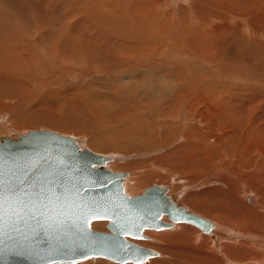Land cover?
<instances>
[{"label":"rangeland","instance_id":"obj_1","mask_svg":"<svg viewBox=\"0 0 264 264\" xmlns=\"http://www.w3.org/2000/svg\"><path fill=\"white\" fill-rule=\"evenodd\" d=\"M142 1L150 2L151 0ZM104 2L106 3L104 4ZM153 2L155 9L150 12L152 17L146 18L144 21H138L140 25H135L134 31H132L133 34H126L128 41L134 44L130 45L128 42L123 47L116 46V49L122 48L118 53L115 50H110L107 42L108 39L111 40L112 37L120 35L118 33L121 30L117 31L116 27L123 25L118 19H115V14L122 15L125 9H130L129 5H133V0H0V135L11 136L12 133L9 131L11 128L17 133H26L38 129L55 131L62 135L77 138L84 148L99 154L116 156L117 160L111 163L109 167L113 171L128 172L127 179L131 178L132 180L138 174L151 173L137 191H129V193L127 187L126 191L129 194L138 195L155 184L170 186V191H172L170 194L173 196L178 194L177 200L191 211L200 216L203 215L202 217L220 226L229 227L232 233H237V236L232 235L230 239L237 238L238 244H231L230 251L227 253L229 257L235 260V264H258L252 262L254 259L251 258H264V235L253 236L251 231L254 230V227H256V230L261 228L260 223H256L255 219L249 223L246 218L241 217L235 220L227 219L225 217L228 215L225 216V213H220L221 209L219 208L221 205H229L224 200V196L228 194V199L230 197V193L223 194L220 187L228 188L231 186L233 188L234 183L231 180L236 177L254 183L253 195L258 194L260 201L264 202V194L261 193L264 192V187L255 178L257 174L263 171L260 169V165L264 163V44H262L264 35L256 34L253 37L252 30L247 32L243 29V32L239 31L241 36L234 33L236 37L233 35L229 37L228 34H232V32L231 30L227 31L226 34H223V36L229 38L227 39L229 41L225 42L227 45L223 43V47H219L216 44H211V49H209L210 47H203V50H211L212 52H208L211 55L218 56L216 62L214 61L215 67L211 68L207 63L205 56L207 52L205 50L203 53H199L193 50L194 48H188L186 45L181 46L178 39L177 41L181 47L175 45L174 40L169 37L170 32H162V29L166 26L172 28L173 25H178L179 29L190 27L199 30L204 27L207 30H213L207 23L205 24L204 21L197 18L191 24H189L190 20L185 22V20L196 17L190 11L194 9L192 6L196 2L200 3L199 5H205V3L201 0H153ZM102 5L107 6L106 10H102ZM111 9L116 12L111 13ZM247 18H251V16L247 15ZM231 21L230 18L229 23ZM233 21L234 24L231 23V25H234L233 28L238 27L241 23L239 20ZM221 23L224 24L225 22ZM112 26L115 28L113 29ZM226 27L229 26L224 25L221 32H224L227 29ZM128 29L131 31V27ZM113 31H116L117 34H114ZM101 33L107 34L105 44L97 40V35L102 36ZM163 33L168 34L164 35ZM209 34L211 33H204L205 36ZM219 35L222 36L221 34L217 36L219 37ZM251 35L252 39L249 38ZM242 36L245 38L243 39ZM219 38L221 39V37ZM260 39H262V42L258 41ZM235 40H238L237 43ZM255 40L260 44L251 43ZM217 41V39L212 40L214 43H217ZM81 44L82 46H80ZM128 45L130 50L126 53L123 48ZM61 49H64L66 54L61 53L63 52ZM123 54H127V56ZM189 68L195 69L196 74L192 73L191 78L187 79L189 83H184L186 77L182 72ZM216 70L221 73L216 72ZM222 73H225L226 76ZM197 75L199 76L197 77ZM177 83H184V85L181 86V92L177 91L175 95L173 88ZM169 91L172 94L168 93ZM214 94L216 95L214 96ZM223 94L228 95L231 100L228 103H223L226 107L222 105L220 111L218 108L221 104H218L217 99H220ZM198 95L200 96L199 101L191 104ZM170 97H178L180 101L177 105L172 104L169 101ZM211 101L213 102L211 103ZM214 104L216 107L218 105L217 109ZM210 106L220 112L214 113ZM206 113L207 115L210 113L213 115L211 119L205 117L207 116ZM222 113L223 116H221ZM230 113L236 114V122L232 121L231 118L226 119V114L231 115ZM215 115L220 116V122L213 125L212 118ZM198 117L205 121L204 129L212 126V129L208 128L206 130L209 134L213 132L223 135L224 141L222 138L220 144H217V150H222V156L218 154L217 160L211 158L212 160L209 162L207 157H204L203 160L197 159L200 160L199 164L201 161L208 163L203 164L209 168L205 174L193 172L194 168L192 169V167H195V165L187 160H183L181 163L174 161L176 163L171 162V164L166 165L164 162L167 155L175 153L176 150L178 152L187 141L193 143L192 146L205 148L206 145L199 146L204 144L203 141H197L186 134L187 129L193 127L196 123L195 119ZM223 117H225V120ZM237 118L240 120L237 121ZM245 121L246 125H244ZM237 122L242 125V127H239L243 132H241L242 135L240 132L228 133L232 129L235 130L234 126ZM162 123L166 124V129L163 130L164 134L161 132L163 129ZM218 124L222 125L218 127ZM209 129L211 130L209 131ZM243 129L246 131L244 132ZM253 133L256 135V139L258 136V140L263 138V142L260 141L262 144L257 143L255 146L254 141L256 139L251 137ZM166 135L169 136L168 139ZM178 136L179 139H177ZM185 136L186 138L190 137V140L186 139ZM237 137L238 140H236ZM216 140L217 138L213 139V141ZM235 142H239L238 145ZM211 144L214 146L216 143L211 142ZM231 146L232 148H230ZM252 146H255L251 150L252 156H250L249 161H244L241 153L247 148L250 150ZM223 148H226L227 153ZM237 150L242 151L240 153ZM230 160L231 162H229ZM162 164L171 167L167 169V167L161 168L158 166ZM234 166L240 172L234 170ZM237 171L239 174L235 173ZM227 179L230 180L229 183ZM241 185L239 187H244V190L248 192L247 194H252L248 184ZM210 188H213V190ZM234 189L236 188L234 187ZM239 190L244 191L243 188H238L237 192ZM237 194L239 195H234V197L240 196L241 192ZM180 195L182 196L180 197ZM217 197H220L221 200ZM217 199L218 204L216 202L212 204ZM244 200L245 203L251 202L252 204V201L246 197ZM257 200V197L256 200L253 199L254 202H257ZM224 202L228 204H224ZM217 205L220 207L218 208ZM108 223L107 220L95 221L93 228L109 231ZM182 224L187 225V228H189L187 231L190 241H186V245L185 241L181 243L180 241H174L172 236L167 237V231L170 229L151 230L159 233L160 237L159 234L157 236L150 231L148 233L145 231L147 237L153 236V240L148 238L137 240V242L144 247L155 250L158 255L156 258H150L142 264H154L160 260L168 259L170 256L162 249L171 252L172 246L179 244L184 245V250H186L187 245L191 244V247L188 248L192 250L177 251L178 254L176 253L175 256H178V258L175 257V260H178V264H207L208 259V263L212 262L211 264H217V261L220 260L223 262L222 252L211 248L209 245L206 246L205 236L208 237L206 232L201 231L191 223ZM177 226L176 224L173 229ZM193 228H197L204 237L198 238V234L195 232L196 229ZM172 233L175 232L172 231ZM218 234H221L219 237L226 236L221 230ZM192 235L197 236L198 241L193 240ZM200 251H203L205 256L199 254ZM189 253L191 254L189 255ZM165 254L166 256H164ZM168 263L171 264V261ZM76 264L122 263L97 257ZM161 264H167V262L164 261Z\"/></svg>","mask_w":264,"mask_h":264},{"label":"water","instance_id":"obj_2","mask_svg":"<svg viewBox=\"0 0 264 264\" xmlns=\"http://www.w3.org/2000/svg\"><path fill=\"white\" fill-rule=\"evenodd\" d=\"M111 159L82 147L72 136L46 129L30 130L16 137L0 136V163L8 172L5 178H23L29 192L33 191V180H43L62 198L53 197L47 209L41 210L52 217L68 212L75 222V227L59 238L54 231H33L23 224L21 233L5 228L7 235L0 236V264H74L98 256L122 264H138L158 255L130 240L147 238L146 229L160 230L187 222L212 234L214 223L175 202L167 194L168 187L155 184L143 194H127V173L109 169L107 163ZM60 184L69 189L66 194L64 188L57 187ZM73 185L80 190L78 196ZM93 202L108 210L106 218L88 215L87 209ZM105 219L109 220V232L92 228L94 221Z\"/></svg>","mask_w":264,"mask_h":264},{"label":"bare ground","instance_id":"obj_3","mask_svg":"<svg viewBox=\"0 0 264 264\" xmlns=\"http://www.w3.org/2000/svg\"><path fill=\"white\" fill-rule=\"evenodd\" d=\"M104 1V0H103ZM118 1V0H117ZM202 2H204L205 3V5L204 4H201V5H199L197 2H196V4H194L192 7L194 8V9H192V10H190L191 11V13L192 14H194L196 17H192V18H190V19H188V20H185V22H188L189 20V24H191V23H193V22H195V20H196V18L198 19V20H202V21H204V23L206 24H208L209 26H210V28H212L213 30H211V29H209V30H207L206 28H204V27H201L199 30H196V29H192V28H183V29H179V27H178V25H173L172 26V28H167V26H166V28H163L162 29V32H170V34H169V37L171 38V39H173L174 40V42L173 43H175V45H179L180 46V44H179V42L177 41V39L180 41V43H181V46H184V45H186L188 48L190 47V48H194L193 50H196V51H198L199 53H203L204 52V50H203V47L204 48H209V49H211V44L212 45H217V46H219V47H223V43H225L226 41H229V40H227V39H229V38H226L225 36H223V34H226V32L227 31H229V30H231V32H232V34H228V36L229 37H232V35L234 36V37H236L235 35H234V33H238L239 34V31H242L243 32V29H245V31H250V30H252V33H253V37H254V35H256V34H259V35H264V0H201ZM75 2V1H74ZM115 2V1H114ZM168 2V1H167ZM106 2H104V4H105ZM158 3V2H157ZM159 3H161L162 4V2L161 1H159ZM174 4V3H173ZM154 2H153V0H151L150 2H146V1H142V0H133V5H129V7H130V9H125L123 12H122V15H119V14H115L116 15V18L115 19H118V21H120V23H122L123 25H120V26H117L116 27V30L118 31L119 29L121 30L118 34H120V35H117V36H115L114 38L112 37L111 38V40L110 39H108V42L107 43H109V49L110 50H115V51H117L118 53H120V51H121V49L122 48H120V49H116V46H119V47H123V46H125L128 42L130 43V45L132 44H134V43H131L130 41H128V38H126V34L127 35H130V34H133V32L132 31H134V28H135V25H140L139 23H138V21L140 22V20L142 21H144L146 18H151L152 17V15L150 14V12H151V10L152 9H155L154 8ZM169 5V4H168ZM171 5V4H170ZM184 6V5H183ZM188 6V5H187ZM126 7V6H125ZM181 7H182V5H181ZM101 8H102V10H106V8H107V6H105V5H102L101 6ZM185 8V7H184ZM183 8V9H184ZM113 9V8H112ZM110 10L111 11V13H113V12H116V11H114V10ZM124 9V8H123ZM52 11V10H51ZM155 12H157L156 10H155ZM154 12V13H155ZM225 12H227V13H225ZM120 13V12H119ZM146 15V16H145ZM240 15H242V16H240ZM247 15H249V16H251V18H247ZM253 15V16H252ZM114 18V17H113ZM184 18V17H183ZM232 19V21H231V23L232 24H234L233 22V20H239V21H241V23L239 24V26L238 27H235V28H233L234 27V25H231V23H229V19ZM114 19V20H115ZM120 19V20H119ZM36 20V19H35ZM75 20V19H74ZM184 20V19H183ZM221 22H225L224 24L223 23H221ZM238 22V21H237ZM105 23V22H104ZM72 24V23H71ZM237 24V23H236ZM34 25V24H33ZM224 25H228L229 27L226 29V30H224V32H221V28L222 29H224ZM31 26V25H30ZM42 27V26H41ZM54 27V26H53ZM113 27V26H112ZM129 27H131V31L128 29ZM152 27H154V26H152ZM207 27V26H206ZM15 28V27H14ZM115 27H113V29H114ZM155 28V27H154ZM207 28H209V27H207ZM42 29V28H41ZM149 29V28H148ZM112 30V29H111ZM125 30V31H124ZM152 30H154V29H152ZM207 30V31H206ZM211 30V31H210ZM23 31V30H22ZM177 31V32H176ZM178 31H182V32H178ZM27 32V31H26ZM31 32V31H30ZM86 32H88V31H86ZM95 32V31H94ZM101 32V31H100ZM112 32V31H111ZM158 32V31H157ZM205 32H207V33H211V34H209V35H207V36H205L204 35V33ZM217 32H219V33H217ZM83 33V32H82ZM107 33H109V34H112V33H110V32H107ZM113 33L114 34H117V32L115 31H113ZM155 33H156V31H155ZM88 34V33H87ZM102 34V36H98L97 35V37H98V42H100V43H102V44H105V42L107 41V34H103V33H101ZM164 35L165 34H168V33H163ZM218 34H221L222 36H220L219 35V37H221V39L217 36ZM243 34V33H242ZM248 34V33H247ZM26 35V34H25ZM36 35V34H35ZM84 35V34H83ZM240 36H241V33L239 34ZM250 35V34H249ZM109 36V35H108ZM143 36V35H142ZM227 36V37H228ZM57 37V36H56ZM79 37H80V35H79ZM151 37V36H150ZM149 37V38H150ZM243 37V36H242ZM247 37V36H246ZM252 37V35L249 37V38H251ZM252 37V38H253ZM92 38V37H91ZM138 38H139V36H138ZM137 38V39H138ZM245 37H243V39H244ZM248 38V39H249ZM251 38V39H252ZM256 38L258 39V37L256 36ZM260 38V37H259ZM147 39V38H146ZM215 40V39H217L218 41H217V43H214V42H212V40ZM255 39V38H254ZM23 40V39H22ZM56 40V39H55ZM55 40H54V42H55ZM239 40V39H238ZM238 40H235V42L237 43V41ZM246 41H248L247 39H245ZM262 39H260V40H258V41H261ZM25 41V40H24ZM93 41H94V39H93ZM150 41H151V38H150ZM34 42V41H33ZM56 42H57V40H56ZM55 42V43H56ZM59 42V41H58ZM133 42V41H132ZM167 42V41H166ZM249 42V41H248ZM257 43V40H255V41H252L251 43H253V44H255V43ZM262 42V41H261ZM96 44H97V42H95ZM244 43V42H243ZM52 44H54V43H52ZM84 44V43H83ZM143 44V43H142ZM226 44V43H225ZM238 44H239V42H238ZM238 44H237V46H238ZM258 44V43H257ZM257 44H256V46H257ZM259 44H260V42H259ZM258 44V45H259ZM262 44H264V42L262 43ZM98 45V44H97ZM227 45V44H226ZM242 45V44H241ZM80 46H82V44L80 45ZM102 46V45H101ZM105 46H107V45H105ZM141 46V45H140ZM180 46V47H181ZM225 46V45H224ZM248 46V45H247ZM264 46V45H263ZM54 47V46H53ZM112 47V48H111ZM129 45L127 46V47H125V48H123L124 49V52H128V50H130L129 49ZM135 47V46H134ZM239 47V46H238ZM249 47V46H248ZM114 48V49H113ZM142 48V47H141ZM202 48V49H201ZM263 48V47H262ZM261 48V49H262ZM43 49V48H42ZM58 49V48H57ZM83 49V48H82ZM103 49H105V48H103ZM135 49V48H134ZM138 49H139V46H138ZM209 49H207V50H205L206 52H207V54H206V52H205V56H206V59H207V63H208V65H209V67H211V68H213V66L215 65V62H216V60L218 59L217 57V55L216 56H213V55H211V53H208L209 51H211V50H209ZM245 49V48H244ZM264 49V48H263ZM62 50V49H61ZM133 50V49H132ZM55 51V50H54ZM63 52H61V53H64V54H66L64 51V49L62 50ZM109 51V50H108ZM140 51V50H139ZM217 51V50H216ZM220 51V50H219ZM240 51H241V49H240ZM58 53H59V51H57ZM107 52V51H106ZM212 52V51H211ZM250 52H251V50H250ZM132 53V52H131ZM110 54V53H109ZM133 54V53H132ZM131 54V56H133L134 57V55H132ZM135 54V53H134ZM56 55V54H55ZM123 55H126L127 56V54H123ZM201 55H203V54H201ZM60 56V58H61V54L59 55ZM202 57V56H201ZM219 57H221V56H219ZM8 58V57H7ZM26 58V57H25ZM28 58V57H27ZM131 58V57H130ZM135 58V57H134ZM134 58H132L133 60H134ZM59 59V58H58ZM31 60V59H30ZM215 61V62H214ZM35 62V61H34ZM40 63V62H39ZM47 63V62H46ZM212 63H214V64H212ZM124 66V65H123ZM215 67V66H214ZM120 68V67H119ZM195 68V67H194ZM196 69V68H195ZM195 69H186L184 72H182V74L184 75V77H186V81H183L184 83H186V82H188L187 81V79H189V78H191V74L192 73H194V74H196L195 72H196V70ZM216 69V68H215ZM124 70V69H123ZM21 72V71H20ZM153 72V71H152ZM216 72H218V73H221L220 71H218V70H216ZM154 73V72H153ZM30 74V73H29ZM223 74V73H222ZM231 74V73H230ZM180 75H181V73H180ZM224 76H226L225 75V73L223 74ZM199 75H197V77H198ZM14 77H16V76H14ZM175 77V76H174ZM17 78H19L20 79V77H18L17 76ZM176 78V77H175ZM226 78V77H225ZM18 79V80H19ZM22 79V78H21ZM198 79V78H197ZM16 80V79H15ZM17 80V81H18ZM195 80V79H194ZM202 80V79H201ZM191 81V80H190ZM196 81V80H195ZM194 81V82H195ZM192 82H193V80H192ZM192 82H191V84H192ZM184 83H181V84H179V83H177L175 86H174V88H173V91L175 90V95H176V92L177 91H180L181 92V86L183 87V85H184ZM189 83V82H188ZM15 84V83H14ZM194 84V83H193ZM20 85V84H19ZM193 87V86H192ZM23 88V87H22ZM212 88H214V87H212ZM187 89V88H186ZM215 90V89H214ZM167 91V90H166ZM179 92V94H181ZM183 92V91H182ZM168 93H170V94H172V92L171 91H169ZM203 93V92H202ZM184 94V93H183ZM206 94V93H205ZM186 95V94H185ZM216 94H214V96H215ZM231 95H232V93H231ZM4 96V95H3ZM182 96V95H181ZM188 96V95H187ZM222 97L221 98H223V96H224V98L223 99H217V101H218V104H221V105H219V107L220 108H218L220 111H221V108H222V105L223 106H225L223 103H228V102H230V100H231V98L228 96V95H225V94H223V95H221ZM179 97V96H178ZM178 97H170V102L172 103V104H178V102L180 101V99L178 98ZM183 97V96H182ZM185 97V96H184ZM193 97V96H192ZM195 97H197V96H195ZM229 97V98H228ZM2 98V97H1ZM186 98V97H185ZM199 98H200V96L198 95V97L191 103V104H195V103H197L198 101H199ZM216 98H217V96H216ZM184 99V98H183ZM182 99V100H183ZM191 99V98H190ZM27 100V99H26ZM204 100V99H203ZM187 101H189V100H187ZM187 101H184V102H187ZM2 102V101H1ZM213 101H211V103H212ZM203 103H204V101H203ZM215 103V102H214ZM182 105V104H181ZM199 105V104H198ZM236 105V104H235ZM173 106V105H172ZM211 106H212V104H211ZM210 106V107H211ZM9 107V106H8ZM190 107V106H189ZM195 107V106H194ZM214 107H216L215 106V104H214ZM217 107H218V105H217ZM217 107H216V109H217ZM226 107V106H225ZM225 107H223V108H225ZM232 107V106H231ZM193 108V107H192ZM233 108V107H232ZM95 109V108H94ZM211 109L212 110H214L212 107H211ZM231 109V108H230ZM209 110V109H208ZM207 110V111H208ZM219 110H214V113H216L217 111H219ZM205 111V110H204ZM219 111V112H220ZM228 111V110H227ZM232 111V110H231ZM234 112L236 111V110H233ZM241 111V110H240ZM244 111V110H243ZM206 112V111H205ZM242 112V111H241ZM108 113V112H107ZM229 113V112H228ZM244 113V112H243ZM97 114V113H96ZM225 114V113H224ZM231 115H227L226 114V119H228L229 120V118H231V120L232 121H234V122H236V114L235 113H230ZM241 114V113H240ZM203 115V114H202ZM206 115H207V113H206ZM239 115V113L237 114V116ZM211 116H213V115H211V113L210 114H208L207 116H205V117H208L209 119H211ZM221 116H223V113H222V115ZM196 118V117H195ZM207 118V119H208ZM224 118V120H225V117H223ZM203 119H206V118H203ZM208 119V120H209ZM196 120V123L193 125V127H191V129L190 128H188L187 129V131H186V134L188 135H190V137L192 136L195 140H197V141H203L204 142V144H201V145H199V146H202V145H206L205 146V148H203V149H201L200 147H197V146H192L193 145V143H191L190 141H187L185 144H183V146L180 148V150H178V152H177V150H176V152L175 153H172V154H169V155H167V157H166V160H165V164L166 165H169V163L171 164V162L173 163L174 161H176L177 163H181V161H185V160H187L188 162H192L193 163V165H195V167H192V169L194 168V170H192L193 172L195 171V173H198V172H200L201 174H205L206 172H208L207 170H209V168H207V167H205L203 164H208V163H203V161H201L200 162V164H199V161L202 159L203 160V158L204 157H207V160H208V162L210 161V160H212L211 158H213V160H217L216 158H217V155L219 154L220 156H222V154H221V151L222 150H217L218 148H217V144H220V142L222 141V138H223V135H220V134H218V133H211V134H209V132H207L206 130L208 129V128H211L212 126H208L207 127V129H204V127H203V125H204V123H205V121H203V120H201V118L200 117H198L197 119H195ZM194 120V121H195ZM208 120H206V121H208ZM228 120H226V121H228ZM238 120H240V119H238L237 118V121ZM27 122V121H26ZM210 122H211V120H210ZM210 122H209V124H210ZM220 122V116H218V115H215L213 118H212V124L213 125H216L217 123H219ZM233 122V123H234ZM216 123V124H215ZM232 123V124H233ZM242 123V122H241ZM236 124V123H235ZM222 124H218V127L219 126H221ZM244 125H246V121H245V123H244ZM157 127V126H156ZM162 127H163V129H162V133L164 134V129H166V124H164V123H162ZM235 127V130L233 131V129H232V131H228V133L229 132H232V133H239L240 132V134H241V132H242V130H241V128H239V127H242V125H240L238 122H237V124L234 126ZM244 127V126H243ZM161 128V127H160ZM213 128H215V127H213ZM212 129V128H211ZM211 129H209V131L211 130ZM218 129V128H217ZM221 129V128H220ZM191 130V131H190ZM225 130V129H224ZM244 130V132L246 131L245 129H243ZM9 131L12 133V137H16V136H18V134H20V133H17V131H15V130H13L12 128L11 129H9ZM213 131V130H212ZM193 132L195 133V135L193 136ZM13 133H16V134H13ZM231 133V134H232ZM243 133V132H242ZM185 134V135H186ZM252 134V133H251ZM62 135V134H61ZM233 135V134H232ZM242 135V134H241ZM1 136V135H0ZM67 136V135H66ZM167 137V139H168V135H166ZM180 136V135H179ZM179 136H178V138L177 139H179ZM231 136V135H230ZM234 136H235V134H234ZM181 137V136H180ZM189 137V138H190ZM251 137H252V139H256V135L253 133V135H251ZM75 138V137H74ZM185 138H186V136H185ZM188 138V137H187ZM186 138V139H187ZM188 138V139H189ZM217 138V140L216 141H213V139H216ZM231 138V137H230ZM236 138V137H235ZM247 138V137H246ZM258 138H259V136H258ZM258 138L256 139V141H254V144H255V146L257 145V143H261L262 144V142H263V140H262V142H260L261 140H258ZM78 142H79V144L81 145V143H80V141L77 139V138H75ZM226 139V138H225ZM233 139V138H232ZM239 138L237 137V139L236 140H238ZM248 139H249V137H248ZM247 139V140H248ZM190 140V139H189ZM246 140V141H247ZM258 140V141H257ZM223 141H224V138H223ZM229 142L231 141V140H228ZM241 141V140H240ZM243 141V140H242ZM211 142H213L215 145L213 146V144H211ZM244 142H245V140H244ZM200 143H202V142H200ZM235 143H237V142H235ZM234 143V144H235ZM239 143V142H238ZM238 143H237V145H238ZM241 143V142H240ZM225 144H226V142H225ZM229 144H231V143H229ZM234 144H232V145H234ZM224 145V144H223ZM249 145H251V144H249ZM264 145V144H263ZM82 146V145H81ZM242 146V145H241ZM255 146H252V148L250 149V150H248V148L247 149H245V151H243V153H241V151H240V153L241 154H243L242 155V158H243V160L245 161H249V159H250V156H252V149H254L255 148ZM83 147V146H82ZM220 147V146H219ZM227 147V146H226ZM233 147H235V146H233ZM245 147V146H244ZM243 147V148H244ZM230 148H232V146L230 147ZM236 148V147H235ZM242 148V149H243ZM263 148V147H262ZM178 149V148H177ZM224 149V148H223ZM241 149V148H240ZM225 150V152H226V148L224 149ZM223 150V151H224ZM92 151V150H91ZM228 151H231V150H228ZM233 151V150H232ZM238 151V150H237ZM238 151V152H239ZM94 152V151H93ZM95 153H97V152H95ZM227 153V152H226ZM239 153V154H240ZM251 153V154H250ZM97 154H99V153H97ZM101 155H103V154H101ZM231 155V154H230ZM105 156H109V157H112V159L110 160V161H108V163H107V167L109 168V169H111L110 167H109V165L111 164V163H113V162H115L116 160H117V157L116 156H113V155H105ZM233 156V155H232ZM264 156V155H263ZM223 158V157H222ZM225 158H230V157H225ZM239 158V157H238ZM240 158H241V156H240ZM259 158V157H258ZM188 159H190L191 161H189ZM197 159H200V160H197ZM218 159H219V156H218ZM234 159V158H233ZM227 160V159H226ZM225 160V161H226ZM235 160V159H234ZM224 161V160H223ZM176 162H174V163H176ZM221 162V161H220ZM227 162V161H226ZM225 162V163H226ZM229 162H231V160L229 161ZM235 162V161H234ZM253 162V161H252ZM185 163V162H184ZM211 163V162H210ZM209 163V164H210ZM219 163V162H218ZM149 164V163H148ZM160 164V163H159ZM190 164V163H189ZM198 164V165H197ZM215 164H216V162H215ZM221 164V163H220ZM242 164H244V163H242ZM247 164H248V162H247ZM250 164V163H249ZM116 165H118V164H116ZM166 165H158V166H160L161 168H164V167H167V169L169 168V167H171V166H166ZM180 165V164H179ZM178 165V166H179ZM211 165H212V163H211ZM231 165H233V164H231ZM236 165V164H235ZM123 166V165H122ZM182 166V165H181ZM185 166V165H184ZM215 166V165H214ZM225 166V165H224ZM228 166V165H227ZM261 167H260V169L261 170H263L262 172H260L259 174H257L256 175V177L255 178H257L258 180V182L264 187V184H263V180H264V163H262L261 165H260ZM118 167H120V166H118ZM139 168H140V166H138ZM138 167H137V169H138ZM155 167V166H154ZM226 167V166H225ZM229 167H231V166H229ZM236 166H234V170H238V168H235ZM248 167V166H247ZM133 168H135V167H133ZM156 168V167H155ZM212 168V167H211ZM214 168H216V167H214ZM227 168V167H226ZM243 168V167H242ZM126 169V168H125ZM147 169V168H146ZM150 169V168H149ZM189 169V168H188ZM244 169H246V168H244ZM112 170V169H111ZM139 170V169H138ZM178 170V169H177ZM225 170V169H224ZM243 170V169H242ZM247 170V169H246ZM113 171V170H112ZM137 171V170H136ZM176 171V170H175ZM190 171H191V168H190ZM212 171V170H211ZM228 172H229V170H227ZM239 171V170H238ZM235 172V173H238L239 174V172ZM114 172H123V171H114ZM215 172V171H214ZM127 173V176H126V178L124 179V189H125V192L127 193V194H129L130 192L129 191H137V189H139V187H141V185L144 183V181L145 180H147L148 178H149V176L151 175V173L150 174H144V175H142V174H138V175H136V176H134L133 178H132V180H131V178H128L127 179V177L129 176V173L128 172H126ZM212 173V172H211ZM231 173V172H230ZM233 173H234V171H233ZM255 176V175H254ZM232 177V176H231ZM203 179V178H202ZM222 179V178H221ZM199 180V179H198ZM228 180V179H227ZM253 180V179H252ZM229 181L230 180H228V183H229ZM233 181V182H232ZM231 182L232 183H234V187L236 188V189H234V187H233V185H232V187L233 188H231V186L230 187H228V188H225V187H220V190H221V192L224 194H227L228 192L230 193V197H229V199H228V194L226 195V196H224L225 197V199L224 200H226V202H228L229 203V205H221V207L219 206V205H217L218 206V208L219 209H221V212L220 213H225L224 215L226 216V214L228 215L227 217H225V218H227V219H230V220H235V219H237L238 217H241V218H246V220L249 222V223H251L250 221H253L254 219H255V221H256V223H260V227L261 228H258L257 230H256V227H254V230H252L251 231V234H253V236L254 235H257L258 236V234H262V235H264V202L263 201H260V199H259V197L257 196L258 194H255V195H253V188L255 187V185H254V183H250V182H248L246 179L244 180V178H238V177H236L234 180H231ZM230 182V183H231ZM246 182H248V183H246ZM235 184H236V186H235ZM240 184H242L241 186H245V184H248L250 187L249 188H251V192L250 193H252V194H247L248 192H246V190H244V187H239L240 186ZM157 185H159V184H157ZM228 185V184H227ZM230 185V184H229ZM159 186H162V185H159ZM258 186V185H257ZM256 186V187H257ZM126 187H127V191L129 192H127L126 191ZM151 187V186H150ZM163 187H168L169 188V190H168V192H167V194H169V195H171L172 196V198L175 200V202H177L178 204H182L179 200H177V196H178V194H177V196H176V194L174 195L175 196V198H174V196L172 195V194H170V192L172 193V191H170L171 190V187L170 186H163ZM216 187V186H215ZM215 187H213V188H215ZM219 187V186H218ZM259 187V186H258ZM213 188H210L211 190H213ZM217 188V187H216ZM238 188H243V192L241 191V190H239L238 192H241V195L240 196H238V197H234V195H239V194H237L238 192H237V189ZM260 189V188H259ZM258 189V190H259ZM264 190V189H263ZM133 193V192H132ZM144 193V191L141 193V194H143ZM177 193H179V192H177ZM197 193V192H196ZM262 193V195L264 194V192H261ZM183 194V193H182ZM129 195H132V194H129ZM138 195H140V194H138ZM220 195V194H219ZM218 195V196H219ZM132 196H134V195H132ZM182 195H180V197H181ZM222 196V195H221ZM242 197H243V199H242ZM247 198V199H249V200H251L252 201V204H251V202L249 203V202H246L245 203V200H244V198ZM256 197H257V202H254L253 201V199H255L256 200ZM262 197V196H261ZM216 198V197H215ZM217 198H220V197H217ZM223 198V197H222ZM234 198H236V199H234ZM178 199H180L179 197H178ZM211 199V198H210ZM209 199V200H210ZM207 200V199H206ZM220 200H221V198H220ZM223 200V201H224ZM263 200H264V197H263ZM212 201H213V199H212ZM211 201V202H212ZM216 201H218V199L217 200H215L212 204H214ZM226 202H224V204L226 203ZM217 204H218V202H216ZM228 203H226V204H228ZM223 204V203H222ZM183 205V204H182ZM185 206V205H184ZM256 206H258L256 209H255V207ZM186 207V206H185ZM186 208H188V207H186ZM217 208V207H216ZM188 210H190L189 208H188ZM191 211V210H190ZM193 212V211H192ZM195 213V212H194ZM212 213V212H211ZM219 215V214H218ZM203 216V215H202ZM201 216V217H202ZM204 218V217H203ZM206 219V218H205ZM106 220V219H105ZM163 220H165V221H169V219L167 218V217H164L163 218ZM97 221H99V220H97ZM101 221V220H100ZM104 221V220H103ZM108 222H109V220H107ZM211 221V220H210ZM95 222V221H94ZM94 222L91 224V226H92V228H93V225H94ZM212 222V221H211ZM233 222H235V221H233ZM178 223H180V224H178ZM178 223H176L178 226H177V228H174L173 229V227H175L176 226V224H175V226H173L172 228H167L169 231H167L168 233V236H167V234H165L167 237H173L172 239L174 240V241H180L181 243L182 242H184L185 243V245H186V241H190V238H188V231H187V229H189V228H187V225H183L182 223H187V222H178ZM214 223V222H213ZM236 223V222H235ZM248 223V225H250ZM214 225H215V227L212 229V234H210V233H207L206 235L210 238V240H209V238L208 237H206L205 236V241H206V246L207 245H209L211 248H213V249H215V250H217V251H220V252H222V254H223V257H224V259H223V262H225V264H235V260H233L231 257H229V255L227 254V253H229V251H230V248H231V244H233V245H236V244H238L237 243V238H234V239H230V236H232V235H236L237 236V233H232L231 231H230V229H229V227L227 228V227H224V226H220L219 224H217V223H214ZM251 226V225H250ZM197 227V226H196ZM94 229V228H93ZM109 229V228H108ZM166 229V228H165ZM172 229V230H171ZM194 229V228H193ZM196 229V233L198 234H196L197 236H198V238H202V237H204V235H202V233H200L199 232V230L197 229V228H195ZM194 229V230H195ZM200 229V228H199ZM96 230V229H95ZM151 230H156V231H159V230H157V229H146L145 231H146V233H148L149 231L150 232H152L153 234H155V235H157L158 236V234L159 233H157V232H155V231H151ZM160 230H162V229H160ZM219 230H221L223 233H224V235H226V236H222V237H219V235H221V234H218L219 233ZM101 231V230H100ZM144 231V232H145ZM172 231L173 232H175V233H172ZM202 231V230H201ZM257 231V232H256ZM105 232H109V231H105ZM227 233H229V234H227ZM209 234V235H208ZM231 234V235H230ZM146 235V234H145ZM242 235V234H241ZM151 236V235H150ZM197 236H193L192 235V237L194 238L193 240H195V241H198V238H197ZM249 236V235H248ZM159 237H160V234H159ZM264 237V236H263ZM149 238V236L147 237V238H145V239H148ZM233 238V237H232ZM149 239H151V240H153V236H151ZM158 239V238H157ZM166 239V238H165ZM250 239V238H249ZM130 240H132L133 242H135V243H137V244H139V245H141V246H143L142 244H140V243H138L137 242V240H144V239H132V238H130ZM192 240V241H193ZM167 241V240H166ZM230 241H232V242H230ZM164 242V241H163ZM254 242V241H253ZM260 242H261V240H260ZM174 243V242H173ZM189 243V242H188ZM196 243H198V242H196ZM195 243V244H196ZM219 243H220V245H219ZM166 244V243H165ZM200 245V244H199ZM202 245V244H201ZM184 246V245H183ZM182 245H174V246H172V251L170 252V251H168V250H166V249H162V250H164L165 251V253H167V255H169L170 257L168 258V259H166V260H160L159 262H155L154 264H161V262H164V261H166L167 262V264H169L168 262L169 261H171V264H178V260L176 261L175 260V257L176 258H178V256H175L176 255V253H177V251H180V252H183V251H186L187 249H191V248H188L189 246L191 247V244H189V245H187V248H186V250H184L185 248L183 247ZM193 246V245H192ZM219 246H221V248L222 249H224L223 251H222V249L221 248H219ZM196 247V246H195ZM218 249H217V248ZM193 248V247H192ZM202 248H204V247H202ZM175 249V251H173ZM200 249V248H199ZM192 250V249H191ZM203 250V249H202ZM206 250H208V249H206ZM211 250V249H210ZM212 251V250H211ZM197 252V251H196ZM195 252V254H197ZM158 253V252H157ZM160 253V252H159ZM188 253V252H187ZM204 252L203 251H200V253L199 254H202L203 256H205L204 254H203ZM178 254V253H177ZM191 253H189V255H190ZM206 254V253H205ZM211 254V253H210ZM207 255H209V254H207ZM164 256H166V254L164 255ZM98 257H100V256H98ZM157 256H155V257H152L151 259H153V258H156ZM194 257V256H193ZM90 258H97V257H90ZM90 258H87V259H90ZM103 258H105V257H103ZM182 258V257H181ZM215 258V257H214ZM87 259H85V260H87ZM106 259H108V258H106ZM180 259V258H179ZM190 259H191V257H190ZM204 259V258H203ZM251 259H254V260H252V262H256V263H264V258L263 257H259V258H256L255 259V257L254 258H251ZM108 260H111V259H108ZM157 260H159V259H157ZM185 260V259H184ZM189 260V259H188ZM192 260V259H191ZM201 261H203L204 262V260H202V259H200ZM199 260V261H200ZM209 260V259H208ZM208 260H207V264H211L212 262H209L208 263ZM220 260V259H219ZM81 261H84V260H81ZM81 261H79V262H81ZM111 261H114V260H111ZM212 261V260H211ZM239 261V260H238ZM244 262H245V260H243ZM79 262H76V263H79ZM114 262H116V261H114ZM147 262V261H146ZM192 262V261H191ZM195 262H196V260H195ZM194 262V263H195ZM214 262V261H213ZM218 263L220 262L221 264H223V262H222V260H220V261H217ZM243 262V263H244ZM76 263H74V264H76ZM117 263H119V262H117ZM127 263H130V262H127ZM132 263V262H131ZM143 263V262H142ZM142 263H138V264H142ZM183 263H185V262H183ZM217 263V264H218ZM249 263V262H248ZM60 264H63V263H60ZM64 264H66V263H64ZM125 264V263H124ZM134 264V263H133ZM187 264V263H186ZM193 264V263H192ZM197 264V263H196ZM202 264H204V263H202ZM247 264V263H246Z\"/></svg>","mask_w":264,"mask_h":264},{"label":"snow or ice","instance_id":"obj_4","mask_svg":"<svg viewBox=\"0 0 264 264\" xmlns=\"http://www.w3.org/2000/svg\"><path fill=\"white\" fill-rule=\"evenodd\" d=\"M8 172L3 163H0V236L7 235L5 228H10L13 232L21 233L20 225L35 231L36 229L54 231L57 238L67 234L69 229L75 227V222L68 212L58 213L55 217L48 215V203L52 198L57 200L62 195H57L54 187L48 186L43 180H33L31 188L33 191L25 190V180L12 175L11 179H6ZM18 181V182H13ZM57 187L64 188L66 194L69 189L66 185L60 184ZM75 188V185H73ZM79 188H75L78 196ZM47 202V203H46ZM88 215L92 218H106L108 210L101 204L93 202L87 209ZM85 224L89 223L87 217ZM82 231H86V228ZM91 236V234H88Z\"/></svg>","mask_w":264,"mask_h":264}]
</instances>
